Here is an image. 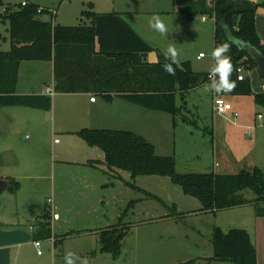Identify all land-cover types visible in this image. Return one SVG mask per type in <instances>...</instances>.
Returning a JSON list of instances; mask_svg holds the SVG:
<instances>
[{"label": "rangeland", "instance_id": "obj_1", "mask_svg": "<svg viewBox=\"0 0 264 264\" xmlns=\"http://www.w3.org/2000/svg\"><path fill=\"white\" fill-rule=\"evenodd\" d=\"M23 1L51 8L55 11L54 23L61 25L79 24L80 12L87 9L88 2H92L97 12H110L120 6H127L122 4L125 0H4L0 5V15L5 13L8 5ZM148 6L146 3L138 4L128 0L129 8L150 10ZM152 6L155 13L145 11L137 18L129 17L152 46L147 55L148 60L157 61L169 44H175L181 51L179 63L188 62L192 71L209 73L214 63L211 56L214 49L213 20L205 17L206 21H201L202 16L187 19L174 11L176 14L159 12V5ZM153 15H159L164 20L169 28L167 36H161L150 28L149 20ZM42 17L46 19L48 16ZM258 22L260 30H264V17H258ZM7 29L8 22L0 17V50L9 49ZM256 31L258 33L257 28ZM260 40L264 44V37ZM198 52L206 57L197 59ZM21 71L23 76L31 75L26 64H23ZM245 76L250 81L253 93L264 92V78L256 67L245 69ZM208 83L183 95L177 93L175 105L180 110L174 117L166 111L128 103V110L118 112L112 127L143 134L154 145L156 154L174 157L176 171L179 173H204L212 172L213 169L221 173H237L240 170H252L255 166L264 170V109L253 102L252 95H243L234 100L233 112L237 113L236 117L232 114L227 117L217 116L212 111V92L205 87ZM258 114L262 119L257 118ZM45 125L48 130V121ZM21 130L15 135V139L18 137L15 144H12L24 152L29 150L28 144L34 145L35 137L30 130ZM38 137L44 151L42 168L37 171L41 177L35 180L19 179L22 188L17 209L13 207L8 192L0 195L1 214L19 220L26 230L29 226H35V235L43 232L40 236L41 255L36 253L34 246L24 248L28 264H64L68 250L88 258L89 264H207L206 257L213 253L211 228L214 225L222 229L242 225L241 220H250V213H254L252 204L215 213L195 212L200 202L184 194L168 176L138 175L132 178L128 171L122 170L105 176L101 173L100 176L105 177L103 182H108L107 187L92 189L88 180H82V174L86 173L83 167L59 162L60 155L57 154L63 149L54 141H59L58 134H54L53 141L44 132ZM53 149L54 152L59 151L51 156ZM104 170L107 171L106 168ZM19 172L23 174L22 168ZM66 173L74 174L72 182L73 187H79L75 191L77 195L73 193L66 196L62 190L61 177ZM118 175L121 179L113 178ZM126 182L149 191L160 200L145 196ZM241 194L248 200L255 197V193L247 188ZM72 195L78 200L71 199ZM97 198L100 204H96ZM130 200H135V203L122 221L129 231L121 241L120 251L115 255L100 252L96 231L116 224L120 210ZM43 215L46 216L43 218ZM44 222L46 230L51 227L55 244L45 234L41 225Z\"/></svg>", "mask_w": 264, "mask_h": 264}, {"label": "trees", "instance_id": "obj_2", "mask_svg": "<svg viewBox=\"0 0 264 264\" xmlns=\"http://www.w3.org/2000/svg\"><path fill=\"white\" fill-rule=\"evenodd\" d=\"M4 0H0V5ZM173 11L187 19L204 16L213 20L214 48L227 41V32L242 43L255 47L264 56V44L256 31L255 16L264 1L249 0H172ZM55 11L25 1L8 5L0 17L8 22L10 46L0 50V107L21 106L49 110L52 98L48 94H19L15 85L20 62L23 60H52L56 91H100L107 101L116 92L139 106L162 110L173 117L179 108L175 95L192 91L209 82L208 72H194L188 62L174 64L175 75L163 70L168 63L164 54L155 62L145 60L152 46L117 12H96L92 3L80 12V23L61 25L43 19ZM53 15V17H54ZM95 44L98 52H94ZM108 57L107 64L100 57ZM232 63L244 69L257 68L254 59L239 45L232 44L228 53ZM94 78L89 85L88 80ZM237 87L228 94L252 95L254 103L264 109V92L253 93L247 77H232ZM100 82L108 90H97ZM216 94V93H215ZM226 95V94H217ZM186 120V118H183ZM89 146H96L104 153L107 172L128 171L132 178L138 175L168 176L186 195L195 197L200 208L195 212H211L252 204L257 215H264V170H240L237 173H179L173 156L155 153L154 145L144 136L130 130L82 128L76 132ZM90 164H93L90 162ZM10 193H16L19 183L8 178ZM128 186L147 197L160 200L149 191L126 182ZM251 189L253 200L245 199L241 191ZM135 200H130L122 210L119 221L98 229L100 252L117 254L121 241L129 231L122 224ZM174 208V207H172ZM46 215H43V218ZM47 237L46 223L42 224ZM43 232L33 238H40ZM213 253L208 260L230 261L234 264H256V249L249 233L243 228L222 229L213 226L210 238Z\"/></svg>", "mask_w": 264, "mask_h": 264}, {"label": "crops", "instance_id": "obj_3", "mask_svg": "<svg viewBox=\"0 0 264 264\" xmlns=\"http://www.w3.org/2000/svg\"><path fill=\"white\" fill-rule=\"evenodd\" d=\"M133 1L138 4L146 3L147 5H149L148 7H150L149 8L150 10H141L140 8H134V7L129 8L128 0H125L124 2H122V4H126L127 6H120L119 8H116L110 12L114 11L119 13L121 17L126 22H128L142 38H144L142 32L140 31V29L138 30L136 28L134 22L129 20V17L137 18V16H139L140 13H144L145 11H148V13L149 12L155 13L154 11L156 10H154L155 8L152 5H156V6L159 5L161 7L160 10H158L159 12L176 14L173 12L172 0H133ZM253 1L260 2L264 0H253ZM88 3H92V2H88ZM93 10H94V6H93ZM177 15H182V14L178 13ZM257 15L258 17H264V8L259 7L257 9ZM258 17L255 16V25L258 30V34L260 38H262L264 37V30H260L259 28ZM135 21L138 20L135 19ZM201 21H206V18L202 16ZM213 47H214V43H213ZM94 52L95 53L98 52L97 44H95L94 46ZM199 53L202 52H198V54ZM198 54H197V59L199 60H202L206 57L205 54L202 57H198ZM147 55L148 54H146L145 56V60L149 61L148 60L149 56ZM100 58L104 60L103 62H101L102 65L107 64L108 57L104 55ZM23 64H26V67H28V71L29 73H31L30 76L21 75ZM92 80L94 81V78L88 80L87 83L89 82V85H91ZM97 84H99L97 90H108V92L111 91L110 88H106L100 82H97ZM46 88L53 89V94L50 95L52 98V105L49 110H41V109L29 108V107L25 109H17L24 107H14V106L0 107V179L8 180V178H14L18 181L19 188L17 189L16 193H10L8 190L4 191V192H8L9 196H11L9 198H12L13 207H15L16 209L18 207L20 191L22 188L19 179L27 178V179L35 180L41 177V174H37V171H39L42 168L44 151H43V146H41L40 137L38 136H41L43 132L44 134H46V136L50 135L52 141L54 140V134L59 135V141L58 139L57 140L55 139L54 141L55 142L57 141L59 148L60 149L62 148L63 150L61 151L57 150L54 152L55 149L54 148L53 149L54 153L52 152L51 156L53 154L56 155V153H58L59 151V154L57 155H60L59 162L61 164L83 167L84 170H86L85 171L86 173L82 174L83 177L82 180H88L90 188L100 189L102 187H107L108 185V182H103L105 181V177L104 178L101 177L100 174L101 173L103 175L110 174L112 171L107 172L104 170L105 166H104L103 151L96 146H89L88 144H86V142L76 132L82 128L129 130V129H115L114 127H112V124L116 122L117 120L116 115L118 114V112L124 113L125 111L128 110V103L129 104H135V103L129 102L128 100L122 98L120 94L116 92H111L110 94L112 96V99L107 101L101 96L100 91L98 92L84 91V90L56 91L55 79L53 76L52 60L21 61L17 74L15 92L19 94H31V93L46 94L45 93ZM216 96H221L224 98L226 102L231 103L232 110L227 111L224 114H218L214 112L213 99ZM241 96L243 95L240 94L217 95L214 92H212V111L217 116L220 117H227V115L229 114L231 115L235 107L234 100L240 98ZM258 119H262V116L261 118ZM47 121L49 124L48 130H47V125L43 126V124ZM21 129L30 130V132H32L35 137L33 142L34 145L31 146L30 144H28L27 149L29 148V150L28 151L25 150L24 152L23 150H19L13 146V144H15V140L18 139L17 136L15 139V135L18 134L17 132H21L22 131ZM130 131L134 132V130H130ZM140 135L144 136L143 134ZM13 138L14 140L12 142ZM98 149H100L101 151H98ZM90 162H92L93 164H90ZM20 168H22L23 174H20L21 173L19 172ZM213 172L221 173L215 169H213ZM73 175L74 174L71 173H66L64 175L62 174L61 182L63 181V183L61 186H62V190L66 192L65 193L66 196L71 195L73 193L75 194V191H78L79 188L78 186L73 187V182H72L74 179ZM113 178L121 179V176L118 175ZM94 179H96L95 183H94ZM71 199L78 200V198H76L74 195L71 196ZM96 204H100L99 198H97ZM0 205H1V200H0ZM56 206L58 207L57 203ZM252 206L254 208V213L253 214L250 213L251 216L250 220H246V218H244L243 220H241L242 225L229 227V228H243L249 233L250 238L254 243L256 249V264H264V215H257L254 205ZM199 208L200 206H198L196 209ZM122 210H120V214L117 216L118 221L122 213ZM96 217H98V215H96ZM0 222L2 223L3 229L6 230L22 229L27 231L31 235L30 242H27L26 244L24 243L17 244L15 246H12L11 248V255H12L11 258L13 263L17 262L22 264H28V261L24 256L27 255L26 250L24 248L25 246H34L33 241L38 239L40 240V238H33L36 236L34 233L35 226L33 227L29 226L28 230H26L19 222V220H12L11 218H8V215L1 213H0ZM214 226H219V225H214ZM49 232H50V236H53L51 235V227ZM97 237L99 238V233H97ZM211 256L212 255L207 256L206 258L208 259ZM207 264H234V263L230 261L208 260Z\"/></svg>", "mask_w": 264, "mask_h": 264}, {"label": "clouds", "instance_id": "obj_4", "mask_svg": "<svg viewBox=\"0 0 264 264\" xmlns=\"http://www.w3.org/2000/svg\"><path fill=\"white\" fill-rule=\"evenodd\" d=\"M149 26L161 36L168 35L169 28L159 15H153L150 18ZM226 35L227 41L219 44L212 50L211 56L214 63L209 71V83L205 86L208 91L216 94H228L234 92L237 87L236 81L231 78L236 69L228 53L232 44L239 45L242 42L237 37L232 36L227 30ZM164 56L170 62L163 64V70L169 75H175L176 69L173 65L179 63L181 51L175 44H169L164 52ZM64 264H89V260L68 250L64 256Z\"/></svg>", "mask_w": 264, "mask_h": 264}, {"label": "water", "instance_id": "obj_5", "mask_svg": "<svg viewBox=\"0 0 264 264\" xmlns=\"http://www.w3.org/2000/svg\"><path fill=\"white\" fill-rule=\"evenodd\" d=\"M240 49L245 50L249 56L254 59L257 69L264 78V56H261L258 50L248 43L239 44ZM9 181L6 179H0V195L8 190ZM31 239V235L22 229L6 230L2 228L0 222V264H22L13 263L11 248L17 244L28 242ZM18 256V255H17Z\"/></svg>", "mask_w": 264, "mask_h": 264}, {"label": "built area", "instance_id": "obj_6", "mask_svg": "<svg viewBox=\"0 0 264 264\" xmlns=\"http://www.w3.org/2000/svg\"><path fill=\"white\" fill-rule=\"evenodd\" d=\"M22 4L24 5L25 1H23ZM53 15L51 14L50 16H48L46 18V20L53 23L54 22ZM203 55H204L203 53H199L198 57H202ZM236 73H237V79L238 80H243L245 78L244 68L242 66L237 67ZM45 93L48 94V95H52L53 94V89L46 88L45 89ZM231 110H232L231 103L226 102L223 97L216 96L213 99V111L214 112H216L218 114H224L227 111H231ZM232 115L234 117H236L237 113L236 112H232ZM258 118H261V115H258ZM49 238H50V241L52 242V244H55V242H56L55 237L50 236ZM33 243H34V246L36 247L37 254H41V251L39 249L40 248V240L39 239L38 240H34Z\"/></svg>", "mask_w": 264, "mask_h": 264}, {"label": "bare ground", "instance_id": "obj_7", "mask_svg": "<svg viewBox=\"0 0 264 264\" xmlns=\"http://www.w3.org/2000/svg\"><path fill=\"white\" fill-rule=\"evenodd\" d=\"M244 73H245V69H244ZM246 77V76H245Z\"/></svg>", "mask_w": 264, "mask_h": 264}]
</instances>
